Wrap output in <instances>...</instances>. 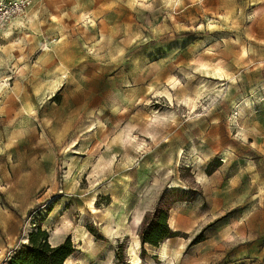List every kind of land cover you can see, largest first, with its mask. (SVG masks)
Returning a JSON list of instances; mask_svg holds the SVG:
<instances>
[{
	"label": "rangeland",
	"instance_id": "obj_1",
	"mask_svg": "<svg viewBox=\"0 0 264 264\" xmlns=\"http://www.w3.org/2000/svg\"><path fill=\"white\" fill-rule=\"evenodd\" d=\"M38 228L72 264H264V0H38L0 34V264Z\"/></svg>",
	"mask_w": 264,
	"mask_h": 264
},
{
	"label": "trees",
	"instance_id": "obj_2",
	"mask_svg": "<svg viewBox=\"0 0 264 264\" xmlns=\"http://www.w3.org/2000/svg\"><path fill=\"white\" fill-rule=\"evenodd\" d=\"M168 210L162 213L159 223L153 226L142 238L143 243L158 246L166 239L173 237L168 226ZM74 245L68 238L63 244L52 247L49 235L38 228L37 232L29 235L28 244L23 245L10 257L8 264H65V261L74 253Z\"/></svg>",
	"mask_w": 264,
	"mask_h": 264
},
{
	"label": "built area",
	"instance_id": "obj_3",
	"mask_svg": "<svg viewBox=\"0 0 264 264\" xmlns=\"http://www.w3.org/2000/svg\"><path fill=\"white\" fill-rule=\"evenodd\" d=\"M38 0H0V34L9 30L12 22L21 17Z\"/></svg>",
	"mask_w": 264,
	"mask_h": 264
},
{
	"label": "bare ground",
	"instance_id": "obj_4",
	"mask_svg": "<svg viewBox=\"0 0 264 264\" xmlns=\"http://www.w3.org/2000/svg\"><path fill=\"white\" fill-rule=\"evenodd\" d=\"M242 57H247L248 55H249V51L245 48V47H243L242 48ZM221 64V63H220ZM209 66V65H208ZM213 66V65H212ZM205 68H208V67H206V66H204ZM210 68L212 69V67L210 66ZM215 72H218V73H224L223 71V69L220 67V66H217V67H215ZM90 208H91V210H92V212L93 213H95V214H97L98 213V209L96 208V206H93V203L92 202H90ZM83 214H84V216H86L87 214H86V212L83 210ZM28 238L26 237V240H27ZM79 245H80V243H79ZM79 248L81 249V246H79ZM130 253L131 254H133V257H134V264H139L141 261V259L138 257V255H137V251L135 250V248L133 247V248H131V250H130ZM166 257V256H165ZM9 261V260H8ZM8 261L6 262V264H8ZM73 263V257L71 256V257H69L66 261H65V264H72Z\"/></svg>",
	"mask_w": 264,
	"mask_h": 264
},
{
	"label": "water",
	"instance_id": "obj_5",
	"mask_svg": "<svg viewBox=\"0 0 264 264\" xmlns=\"http://www.w3.org/2000/svg\"><path fill=\"white\" fill-rule=\"evenodd\" d=\"M13 256V255H12Z\"/></svg>",
	"mask_w": 264,
	"mask_h": 264
}]
</instances>
